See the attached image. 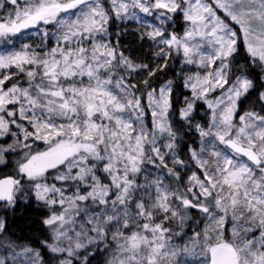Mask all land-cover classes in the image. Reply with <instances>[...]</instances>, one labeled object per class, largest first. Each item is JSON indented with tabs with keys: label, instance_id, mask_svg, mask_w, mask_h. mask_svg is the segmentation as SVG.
Listing matches in <instances>:
<instances>
[{
	"label": "snow or ice",
	"instance_id": "1",
	"mask_svg": "<svg viewBox=\"0 0 264 264\" xmlns=\"http://www.w3.org/2000/svg\"><path fill=\"white\" fill-rule=\"evenodd\" d=\"M0 264H264V0H0Z\"/></svg>",
	"mask_w": 264,
	"mask_h": 264
}]
</instances>
